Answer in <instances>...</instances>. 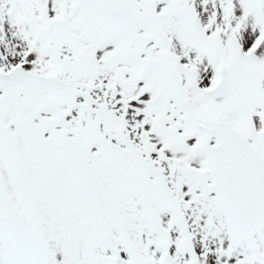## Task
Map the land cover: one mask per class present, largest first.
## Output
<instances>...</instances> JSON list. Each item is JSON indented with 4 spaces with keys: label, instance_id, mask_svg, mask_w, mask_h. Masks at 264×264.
I'll use <instances>...</instances> for the list:
<instances>
[{
    "label": "snow or ice",
    "instance_id": "obj_1",
    "mask_svg": "<svg viewBox=\"0 0 264 264\" xmlns=\"http://www.w3.org/2000/svg\"><path fill=\"white\" fill-rule=\"evenodd\" d=\"M0 264H264V0H0Z\"/></svg>",
    "mask_w": 264,
    "mask_h": 264
}]
</instances>
